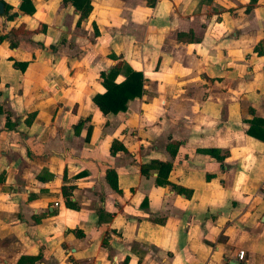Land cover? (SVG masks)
I'll return each mask as SVG.
<instances>
[{
    "label": "crops",
    "instance_id": "0c3cea01",
    "mask_svg": "<svg viewBox=\"0 0 264 264\" xmlns=\"http://www.w3.org/2000/svg\"><path fill=\"white\" fill-rule=\"evenodd\" d=\"M1 1L0 264H264V0ZM117 63L143 93L103 114Z\"/></svg>",
    "mask_w": 264,
    "mask_h": 264
},
{
    "label": "trees",
    "instance_id": "16d2710c",
    "mask_svg": "<svg viewBox=\"0 0 264 264\" xmlns=\"http://www.w3.org/2000/svg\"><path fill=\"white\" fill-rule=\"evenodd\" d=\"M65 2H71L73 7L80 12V18H85L89 14L91 9L90 3L88 0H64ZM28 0H22L20 9L26 10L27 13L33 11V8H26L25 5H28ZM12 34L18 33V30H11ZM26 33V32H25ZM120 63H117L113 69L108 73H101L100 77L102 78V86L104 91L100 94H96L92 101L99 111L103 114L113 113L117 114L119 112H124L127 109L128 102L139 98L143 93L142 81L143 76L141 72L127 70L125 79L120 83H115L116 71L120 67ZM21 67H25V63H21ZM247 134L253 137H256L264 141V121L258 118L251 120ZM179 142L171 141L166 145L167 152L174 156L176 154ZM117 150H125L122 145H117L115 142L111 144L110 153L114 154ZM208 154L213 156L217 162L220 163L222 168V162L227 153L221 155L216 150H206ZM172 168L171 162H161L158 160H151L146 165H141L140 171L142 174L147 175L149 171H156V184H169L167 181L168 174ZM213 175L206 174V179L209 180ZM105 179L109 186L118 191L116 173L114 170L110 169L106 171ZM64 194V189H63ZM21 261L18 262L20 264Z\"/></svg>",
    "mask_w": 264,
    "mask_h": 264
},
{
    "label": "water",
    "instance_id": "95a60500",
    "mask_svg": "<svg viewBox=\"0 0 264 264\" xmlns=\"http://www.w3.org/2000/svg\"><path fill=\"white\" fill-rule=\"evenodd\" d=\"M4 13V4L3 2L0 0V16H2Z\"/></svg>",
    "mask_w": 264,
    "mask_h": 264
},
{
    "label": "built area",
    "instance_id": "2783aa9c",
    "mask_svg": "<svg viewBox=\"0 0 264 264\" xmlns=\"http://www.w3.org/2000/svg\"><path fill=\"white\" fill-rule=\"evenodd\" d=\"M237 257H238L239 259H242V258H243V252H240V253L237 255Z\"/></svg>",
    "mask_w": 264,
    "mask_h": 264
}]
</instances>
